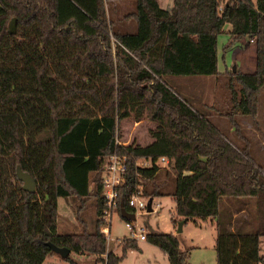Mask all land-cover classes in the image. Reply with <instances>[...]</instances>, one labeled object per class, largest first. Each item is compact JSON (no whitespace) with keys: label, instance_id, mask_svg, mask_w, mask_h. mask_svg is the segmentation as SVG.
<instances>
[{"label":"trees","instance_id":"1","mask_svg":"<svg viewBox=\"0 0 264 264\" xmlns=\"http://www.w3.org/2000/svg\"><path fill=\"white\" fill-rule=\"evenodd\" d=\"M105 0H0V264H43L47 243L94 264H119L137 242L123 238L121 255L107 251L100 232L106 207L102 164L126 157L118 188L120 209L136 192L162 196L157 177H175L170 221L216 222V264H260L264 236V172L247 145L237 147L212 125L216 109L237 134L242 119L257 117L264 89V0H134L133 33L112 30ZM225 48L253 41V74L230 71L222 110L195 109L174 89L175 80L218 77L217 38ZM224 75V74H222ZM218 109V110H217ZM155 124L152 142L121 146L119 124L134 117ZM168 161L162 169L160 159ZM148 162L141 167L138 162ZM28 174L35 193L22 190L16 170ZM96 201L92 231L59 234L58 199ZM229 199L225 212L221 207ZM242 200H253L257 216ZM235 209L233 210L232 208ZM236 214L237 216L233 217ZM260 228L251 231L253 220ZM145 241L169 264H189L173 234L151 232Z\"/></svg>","mask_w":264,"mask_h":264},{"label":"rangeland","instance_id":"2","mask_svg":"<svg viewBox=\"0 0 264 264\" xmlns=\"http://www.w3.org/2000/svg\"><path fill=\"white\" fill-rule=\"evenodd\" d=\"M160 5L162 0H157ZM170 1V0H168ZM105 10L107 17L112 23V30L119 33H130L134 28V21L126 19V16L134 11V0H105ZM163 7V4L162 6ZM225 26L224 32L217 38V53H218V77H200L197 79L180 78L178 83L174 85L175 91L183 98L189 101V104L195 109L203 106H213L219 110L226 108L229 94L226 90V82L229 80L230 71L234 74L238 72L235 66L236 59L239 58L238 47L239 42L235 43L230 48H225L228 43L229 36ZM135 29V28H134ZM135 31V30H134ZM133 33V31L131 32ZM235 68L233 72L232 69ZM224 74V75H222ZM223 107V108H222ZM217 109V110H218ZM258 118L264 120V89L259 96ZM240 118V130L245 140L237 138V134H230L231 128L228 121L223 118L220 113L214 109L209 118L212 125L226 137L230 144L237 147L247 145L251 152V158L257 164L259 169L264 172V124L255 127L252 123L253 119ZM241 120V121H240ZM255 120V119H254ZM246 122V123H245ZM155 130V124L151 122L146 115L138 123L134 122V117L122 121L119 124L118 141L121 146L134 144L140 147L147 146L152 142L151 132ZM234 130V129H233ZM147 162L139 161L138 165L145 167ZM162 169L167 166L160 162L157 163ZM157 182L162 185V196L152 198V203L159 204V209L153 213H138L136 215L135 225L144 228L146 234L151 232L172 234L179 242L180 249L189 255V264H216L215 262V238H216V222L208 220L206 222H197L196 224L189 221L182 227L180 233H177L170 219L174 214L175 203L170 197L175 189V177L171 173L166 175L162 172L157 177ZM231 200L225 199L222 210L225 212ZM249 208L240 213L244 218L249 213L255 216L254 206L256 205L252 200H242ZM58 217H57V231L59 234H73L81 233L84 228L87 231H92L96 221V201L90 198L84 204H81L77 199L70 197L67 199H58ZM225 209V210H224ZM233 210L235 209L232 208ZM256 217V216H255ZM261 224L253 222L251 231L255 232L259 229ZM129 237V233L125 229L123 221L114 213L111 222L110 238L106 240L107 251L112 252L119 257L121 255L120 241L123 238ZM138 250L134 249L128 251L125 258L119 264H169L167 257L155 246L148 244L146 241L137 242ZM94 256L90 255H75L71 254L70 259L77 264H94ZM43 264H68L58 255H53L45 259Z\"/></svg>","mask_w":264,"mask_h":264},{"label":"built area","instance_id":"3","mask_svg":"<svg viewBox=\"0 0 264 264\" xmlns=\"http://www.w3.org/2000/svg\"><path fill=\"white\" fill-rule=\"evenodd\" d=\"M253 43V41H250ZM162 164H167V160L162 158L159 160ZM149 163L145 165L148 167ZM126 171V157L120 156L116 153L108 156L103 160L102 164V174H101V183H102V197L106 200V207L103 210L100 221L102 222V227L100 232L104 235L105 239L108 240L111 234V222L114 213L118 216V188L124 182V174ZM149 199H146L140 191H136L127 201L128 208L135 216L138 213H147V203ZM159 204H154L151 202V212L153 213L159 209ZM134 221L124 220V226L127 232L129 233L128 240L133 241H145L146 232L141 226L135 225Z\"/></svg>","mask_w":264,"mask_h":264},{"label":"crops","instance_id":"4","mask_svg":"<svg viewBox=\"0 0 264 264\" xmlns=\"http://www.w3.org/2000/svg\"><path fill=\"white\" fill-rule=\"evenodd\" d=\"M172 2H173V0H170V1L162 0L161 5L159 2L158 3L160 6H162V4H163V7H161L162 9L169 10L172 7ZM134 28H135V24H134ZM134 28L132 30L133 32L135 30ZM229 30H230V28L227 29V31H229ZM239 44H240V46L238 47L239 58L234 60L235 66H237L238 71L242 74H253L255 72V69H256L254 43H251L250 41H247L244 39V40L239 41ZM179 80L180 79L175 80L176 83H178ZM241 120H243V119H241ZM252 123L255 127L258 128L257 130L260 131L258 125L264 124V120H263V118H258V115H257L255 120L254 119L252 120ZM262 128L264 130V127H262ZM233 131L234 130L232 128H229L230 134H234ZM241 134L237 133V135H236L237 138H239L240 140H245L244 136ZM167 164H168V162H167ZM167 164H165V165L167 166ZM235 216H237V215L234 214L233 217H235ZM255 216H257L256 210H255ZM188 222L189 221H187L186 223H188ZM253 222L257 223V220L255 219V220H253ZM185 224L183 226H185ZM256 230L258 231V229H256ZM112 252L114 253V251H112ZM260 255L262 257V262L260 264H264V236L260 237Z\"/></svg>","mask_w":264,"mask_h":264},{"label":"water","instance_id":"5","mask_svg":"<svg viewBox=\"0 0 264 264\" xmlns=\"http://www.w3.org/2000/svg\"><path fill=\"white\" fill-rule=\"evenodd\" d=\"M232 71H235V68L233 67ZM16 176L19 182L22 183V190L27 193H35V183L33 179L26 173L22 172L20 168H17L16 170ZM151 202L152 200H149L147 203V212H151ZM120 216L122 219L127 221H134L135 216L132 213H129L124 208L120 209ZM187 222V219H184L180 221L177 224V233H180L182 230L183 225ZM47 247L56 255L60 256L62 259H65L69 254V250L66 248H58L51 243L46 244Z\"/></svg>","mask_w":264,"mask_h":264}]
</instances>
